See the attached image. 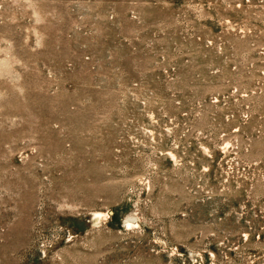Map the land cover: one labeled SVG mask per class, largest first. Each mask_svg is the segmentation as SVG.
Returning <instances> with one entry per match:
<instances>
[{"label":"rangeland","instance_id":"obj_1","mask_svg":"<svg viewBox=\"0 0 264 264\" xmlns=\"http://www.w3.org/2000/svg\"><path fill=\"white\" fill-rule=\"evenodd\" d=\"M0 264H264V0H0Z\"/></svg>","mask_w":264,"mask_h":264},{"label":"bare ground","instance_id":"obj_2","mask_svg":"<svg viewBox=\"0 0 264 264\" xmlns=\"http://www.w3.org/2000/svg\"><path fill=\"white\" fill-rule=\"evenodd\" d=\"M100 218H101V214H93V215H92V221H93V222H97ZM124 223H125V225H127V226L132 224L131 221H130L129 219H126Z\"/></svg>","mask_w":264,"mask_h":264}]
</instances>
